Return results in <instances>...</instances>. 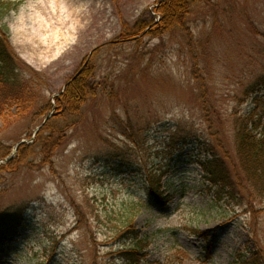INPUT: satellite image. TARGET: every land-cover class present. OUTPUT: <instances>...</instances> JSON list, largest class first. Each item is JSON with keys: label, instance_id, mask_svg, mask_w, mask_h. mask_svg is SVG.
<instances>
[{"label": "rangeland", "instance_id": "1", "mask_svg": "<svg viewBox=\"0 0 264 264\" xmlns=\"http://www.w3.org/2000/svg\"><path fill=\"white\" fill-rule=\"evenodd\" d=\"M160 1L0 0L33 99L0 118V219L18 225L0 264H264V199L241 182L217 199L199 162L218 155L236 183L233 115L256 104L264 126V0H190L168 23ZM89 62L84 103L51 116ZM45 125L62 140L43 157Z\"/></svg>", "mask_w": 264, "mask_h": 264}, {"label": "trees", "instance_id": "2", "mask_svg": "<svg viewBox=\"0 0 264 264\" xmlns=\"http://www.w3.org/2000/svg\"><path fill=\"white\" fill-rule=\"evenodd\" d=\"M190 0H163L160 1L156 12L167 23L172 19L186 13V9ZM9 3L0 2V20L4 13L10 8ZM152 29H156L153 24ZM160 25V24H159ZM163 27V26H162ZM120 38H128L129 36H138L143 29L138 26L126 30L123 26ZM151 29V30H152ZM159 29V28H158ZM142 30V31H140ZM3 30L0 28V118H3L5 108L10 107L12 104H17L21 107H26L28 103H31L32 92L29 91L28 82L23 79L22 71H29L24 69L23 65L19 63L18 57L12 53V48L8 43L7 37L3 34ZM95 50L93 54L96 52ZM92 64H89L81 71V73L75 78H71L68 81L65 89L55 97V112L51 116L60 118L65 114L76 113L80 106L84 103L82 98L88 94V87L92 86ZM261 84L264 86V76L261 77ZM257 105L247 115L239 114L238 111L234 113L232 118V128L234 131V148L235 159L237 162L235 178L232 182V176L228 171V167L223 162V159L216 154H212L210 157L205 156L201 159L200 165L203 167V173L207 181L210 183L211 188L215 190L217 199L227 200L228 197L234 195V189H237L241 183L250 185L252 190L264 199V126L262 116L256 110ZM47 125L41 129L37 135V141L42 143L41 154L44 156L51 154V146H57L62 140L61 135L56 137L40 136L41 132L45 129L50 131ZM52 131V129H51ZM23 145H20L21 149ZM8 155L6 152L2 154L0 158H5ZM8 164L0 165V172L8 171ZM148 180L150 183L149 196L151 203L157 201L165 204L168 197L163 196L164 192L160 183V177L156 176V171L149 170ZM7 220L0 219V251L1 246L5 243L12 241L16 237V228L18 225L8 226ZM130 225V224H129ZM6 226H8L6 228ZM131 228V226H130ZM129 231L132 234V241L137 247L140 246V239L137 232L131 228ZM121 250L123 255L130 254L128 258L134 261L138 260L137 250ZM257 253H250V256L238 255V261L240 264H257Z\"/></svg>", "mask_w": 264, "mask_h": 264}, {"label": "water", "instance_id": "3", "mask_svg": "<svg viewBox=\"0 0 264 264\" xmlns=\"http://www.w3.org/2000/svg\"><path fill=\"white\" fill-rule=\"evenodd\" d=\"M82 69H83V68H82ZM82 69H80V71H82ZM80 71H79V72H80ZM38 128H39V127H38ZM38 128H37V129H38ZM37 129H36V130H37ZM35 132H36V131H35ZM22 142H23V141H20L17 145H19V144L22 143Z\"/></svg>", "mask_w": 264, "mask_h": 264}, {"label": "bare ground", "instance_id": "4", "mask_svg": "<svg viewBox=\"0 0 264 264\" xmlns=\"http://www.w3.org/2000/svg\"><path fill=\"white\" fill-rule=\"evenodd\" d=\"M68 2H71V0H68Z\"/></svg>", "mask_w": 264, "mask_h": 264}]
</instances>
